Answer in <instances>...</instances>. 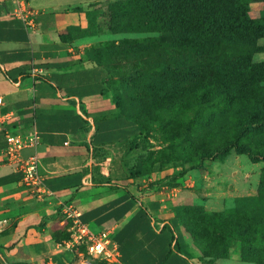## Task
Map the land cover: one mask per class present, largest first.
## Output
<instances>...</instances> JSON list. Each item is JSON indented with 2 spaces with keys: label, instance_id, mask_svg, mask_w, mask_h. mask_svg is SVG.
Returning <instances> with one entry per match:
<instances>
[{
  "label": "crops",
  "instance_id": "1",
  "mask_svg": "<svg viewBox=\"0 0 264 264\" xmlns=\"http://www.w3.org/2000/svg\"><path fill=\"white\" fill-rule=\"evenodd\" d=\"M98 1L27 0L34 24L28 29L10 15L12 1L0 0V191L22 185L29 157L40 177V192L27 203L5 202L23 194H1L0 217H17L0 231V260L73 264L77 247L68 237L52 238L70 225L47 214L36 222L38 207L67 203L81 222L109 230L118 264H198L178 216L193 193L181 181L147 187L123 173L119 150L136 124L104 91L106 69L83 51L96 41L86 30L90 4ZM30 131L36 143L19 150L18 165L7 161L4 135Z\"/></svg>",
  "mask_w": 264,
  "mask_h": 264
},
{
  "label": "trees",
  "instance_id": "2",
  "mask_svg": "<svg viewBox=\"0 0 264 264\" xmlns=\"http://www.w3.org/2000/svg\"><path fill=\"white\" fill-rule=\"evenodd\" d=\"M257 1L261 0H114L105 5L98 22L91 21L96 14L89 10L86 32L143 34L107 41L105 46L113 47L116 59L135 65L124 75L130 86H137L128 94L137 107L165 105L205 113L203 132L212 136L194 133V150L201 148L203 156L225 154L230 148L264 155V60H251L252 53L264 51V45L257 44L264 38V13L249 15V5ZM217 46L235 51L213 60L200 58L199 50ZM93 51L86 59L108 73L101 60L111 51L95 47ZM133 94L138 95L135 100ZM113 103L135 123L118 97ZM172 133L174 138L176 131ZM212 137L218 142L213 143ZM256 200L258 216H213L208 228L205 216L211 215L206 214L197 217L194 228L187 221L184 227L204 255L228 257L229 245L237 240L238 259L264 264V175ZM67 237L68 233L52 236Z\"/></svg>",
  "mask_w": 264,
  "mask_h": 264
},
{
  "label": "rangeland",
  "instance_id": "3",
  "mask_svg": "<svg viewBox=\"0 0 264 264\" xmlns=\"http://www.w3.org/2000/svg\"><path fill=\"white\" fill-rule=\"evenodd\" d=\"M110 1L114 0H100L98 3L90 4V12L93 11L96 14L95 17H91V21L97 20L98 22L102 18L99 16L100 12ZM90 12L88 11V14ZM263 13L264 0L249 5V15L251 17H257ZM142 35L139 33H97L91 35V37L95 36L93 38L96 41H93L83 50L85 57H92L91 53H95L93 47L111 51L110 54L103 53V59L101 60L108 66V77L104 91L110 95L112 102L115 97H118V100L129 109L130 117L134 118L136 123V134L119 150L120 165L124 175L137 185L143 184L147 187L163 180L168 183L181 181L193 193L189 195L190 199L179 206L178 215L181 219L182 231L194 248L196 258L199 261L198 264H260L237 258V251L240 250L237 240L232 241V244L229 245L228 257L204 255L184 227V222H189L190 226L194 228V224H198V216L209 214L211 216L205 217L208 228H211L213 224L211 217L213 216L228 214L246 217L258 216L261 210L256 195L259 183L264 175V155H251L230 148L225 154L203 156L201 148L194 150V141L191 142V140H194V133L199 134L205 129L206 116L203 111H197L194 108L186 110L170 109L165 105L156 108L148 106L147 109H141L137 107L139 105L134 101L131 102L128 94L137 89V86H130L131 84L126 81L124 74L128 72L129 68H134L135 65L116 59L117 56L114 54L113 47L109 45L106 47L105 45L107 41L118 40L122 37L135 38ZM257 44L264 45V38L259 39ZM234 51L235 49L227 46L208 47L199 50V56L202 60H213L228 56ZM251 60H264V51L252 53ZM137 84H142V82ZM133 95L132 100H135L137 94ZM117 110L122 113L120 109ZM172 131H176L174 138L172 137ZM203 134L212 136V133L207 130ZM211 141L216 143L218 139L212 137ZM1 194H23L21 198L16 200L5 201L15 205L20 201L29 202L33 199L32 194L36 193L23 183L10 191H0V207L4 203ZM38 209L39 214L36 219L38 223L44 222L47 215L51 217L56 215L55 217L58 216L65 220L64 224L67 228L71 223L70 218L66 217L59 206L51 211H45L41 206ZM6 216L10 217L9 224L16 221L17 215L15 212ZM194 217H196L195 221ZM219 226L221 228L222 224ZM67 233V229L63 227L53 231L52 236L54 234L56 237H63L67 236ZM76 247L82 254L80 257L86 256L83 246L77 245ZM90 263L118 264V262L95 259ZM0 264L4 263L0 260ZM17 264L46 263L42 259L31 263Z\"/></svg>",
  "mask_w": 264,
  "mask_h": 264
},
{
  "label": "built area",
  "instance_id": "4",
  "mask_svg": "<svg viewBox=\"0 0 264 264\" xmlns=\"http://www.w3.org/2000/svg\"><path fill=\"white\" fill-rule=\"evenodd\" d=\"M11 1L13 6L10 15L18 18L26 28H33V14L27 8V0ZM4 141L5 147L3 149V154L5 159L18 165L19 150L25 146L34 145L37 141V136L33 131L24 134L6 133L4 135ZM21 170L22 183L34 193L39 194L40 177L36 172L34 158L29 157L22 165ZM61 210L71 221L68 229L67 243L70 246H83L86 254V256L80 257L82 254L78 253L73 264H91L90 262L94 259L107 262L118 261L119 252L115 243L111 240L109 230L98 229L87 223L81 222L78 219L79 213L77 210L73 209L67 203L61 204ZM9 221L10 217H0V231L5 228Z\"/></svg>",
  "mask_w": 264,
  "mask_h": 264
}]
</instances>
